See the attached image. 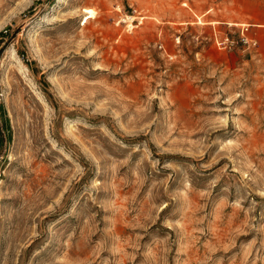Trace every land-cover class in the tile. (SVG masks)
Masks as SVG:
<instances>
[{
  "label": "rangeland",
  "instance_id": "obj_1",
  "mask_svg": "<svg viewBox=\"0 0 264 264\" xmlns=\"http://www.w3.org/2000/svg\"><path fill=\"white\" fill-rule=\"evenodd\" d=\"M0 33V264H264V0H0Z\"/></svg>",
  "mask_w": 264,
  "mask_h": 264
},
{
  "label": "bare ground",
  "instance_id": "obj_2",
  "mask_svg": "<svg viewBox=\"0 0 264 264\" xmlns=\"http://www.w3.org/2000/svg\"><path fill=\"white\" fill-rule=\"evenodd\" d=\"M96 14L97 13H95V11L94 10H92V9H88L87 10V15H89V18L90 19H94L95 17H96ZM128 20H131V18H128ZM128 27L131 29L132 28V26L129 24L128 25Z\"/></svg>",
  "mask_w": 264,
  "mask_h": 264
},
{
  "label": "built area",
  "instance_id": "obj_3",
  "mask_svg": "<svg viewBox=\"0 0 264 264\" xmlns=\"http://www.w3.org/2000/svg\"><path fill=\"white\" fill-rule=\"evenodd\" d=\"M244 30H247L246 28H243L242 31H241V40L244 44H248V39L247 37L244 35ZM225 42H228V39L226 38V41Z\"/></svg>",
  "mask_w": 264,
  "mask_h": 264
},
{
  "label": "trees",
  "instance_id": "obj_4",
  "mask_svg": "<svg viewBox=\"0 0 264 264\" xmlns=\"http://www.w3.org/2000/svg\"><path fill=\"white\" fill-rule=\"evenodd\" d=\"M2 33H0V37H2ZM0 115L3 117L4 115H3V110H2V108L0 107ZM4 122H5V124H6V129H7V131H9V126H8V122H7V120H5L4 119ZM10 138V136L8 135V139ZM0 139L2 140V135L0 134Z\"/></svg>",
  "mask_w": 264,
  "mask_h": 264
}]
</instances>
